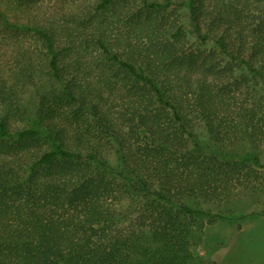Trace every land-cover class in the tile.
<instances>
[{"label":"trees","instance_id":"1","mask_svg":"<svg viewBox=\"0 0 264 264\" xmlns=\"http://www.w3.org/2000/svg\"><path fill=\"white\" fill-rule=\"evenodd\" d=\"M263 159L264 0H0V264H222Z\"/></svg>","mask_w":264,"mask_h":264},{"label":"rangeland","instance_id":"2","mask_svg":"<svg viewBox=\"0 0 264 264\" xmlns=\"http://www.w3.org/2000/svg\"><path fill=\"white\" fill-rule=\"evenodd\" d=\"M34 102V93L27 95L28 105ZM202 140V145L208 143ZM117 161L113 157V164ZM251 167L257 170L259 183L263 184L237 189L236 197L241 203L233 219L212 223L203 218L204 228L195 231L192 238L198 256L222 264H264V166Z\"/></svg>","mask_w":264,"mask_h":264}]
</instances>
